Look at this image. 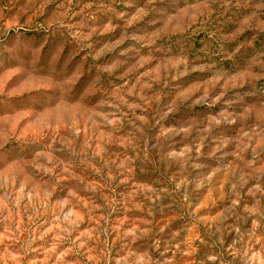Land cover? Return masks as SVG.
<instances>
[{
    "label": "rangeland",
    "instance_id": "374dc122",
    "mask_svg": "<svg viewBox=\"0 0 264 264\" xmlns=\"http://www.w3.org/2000/svg\"><path fill=\"white\" fill-rule=\"evenodd\" d=\"M0 264H264V0H0Z\"/></svg>",
    "mask_w": 264,
    "mask_h": 264
}]
</instances>
